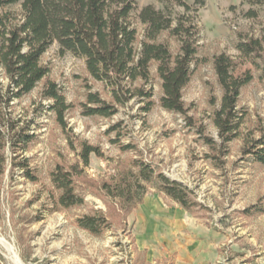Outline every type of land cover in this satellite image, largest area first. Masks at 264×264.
Wrapping results in <instances>:
<instances>
[{"label":"rangeland","instance_id":"374dc122","mask_svg":"<svg viewBox=\"0 0 264 264\" xmlns=\"http://www.w3.org/2000/svg\"><path fill=\"white\" fill-rule=\"evenodd\" d=\"M184 1L192 10L175 7V12L194 20L200 33L199 57L208 61L194 73L183 93L193 127H188L181 115L160 106L163 94L155 67V106L145 120L139 116L137 101L120 108L112 119H101L81 115L79 105L85 101L88 87L110 101L107 89L91 79L82 60L70 54L60 55L57 46H53L42 62L50 69L49 79L59 85L67 103L73 105L66 120L75 146L87 141L104 153V158L91 156L86 169L90 180L97 184L107 181L133 159L143 158L192 190L204 209L189 214L222 239L217 264H264V166L243 154L244 137H258L256 129L264 128V80L260 79V72H255L254 80L241 91L238 106L245 113L242 135L229 145V154L221 160L223 168L206 159L210 150L198 135L203 128L205 136L220 141L212 122L222 96L212 67L213 57L225 52L238 58L235 46L241 39H260L264 47V10L251 7L246 0H207L202 8H196L194 0ZM135 2L134 22L143 38L144 26L138 13L148 5L156 9H164V5L157 0ZM19 9V5L13 7ZM250 9L257 11L258 16L251 17ZM161 39L169 42L174 53L177 51L175 39L167 33ZM43 83L14 106L15 117L22 120L20 125L30 122L36 134L23 157L29 160L37 181L32 182L18 167L14 168L8 153V167L0 185V264H172L173 257L161 244L154 242L151 249L145 236L135 230L129 221L135 210L125 222L114 216L113 229L100 237L80 229L77 218L97 210L108 213L111 205L95 187L78 184L85 205L69 210L55 208L54 199L59 192L52 184L51 174L57 165L69 167L78 158L55 116L47 111L48 102L40 99ZM119 122H123L120 136L117 132L107 134L109 127ZM115 140L118 142L113 143ZM128 144L136 145L138 153L121 151L120 145ZM154 194L160 193L150 187L147 195ZM253 207L257 210L245 212Z\"/></svg>","mask_w":264,"mask_h":264},{"label":"trees","instance_id":"16d2710c","mask_svg":"<svg viewBox=\"0 0 264 264\" xmlns=\"http://www.w3.org/2000/svg\"><path fill=\"white\" fill-rule=\"evenodd\" d=\"M157 1L164 9L148 5L138 13L137 18L144 26L143 38H140L134 22L135 0H0V185L7 171L8 153L12 155L14 168L18 167L32 182L37 181L29 160L23 157L35 142L36 134L32 132L30 122L20 125L22 120L15 117L14 106L44 82L40 99L48 102L47 111L55 116L78 158L69 167L57 165L51 174L52 184L59 192L54 199L55 208L69 210L85 205V197L77 190L78 184L95 187L111 203L108 213L97 210L77 218V226L92 236L100 237L111 231L114 216L125 222L144 202L150 187L178 204L184 212L204 209L192 190L170 179L143 158L133 159L128 167L107 181L97 184L90 180L86 169L90 166L91 156L104 158V153L87 141H79L75 146L71 140L72 129L66 120L73 105L67 103L59 85L49 79L50 69L42 62L53 46H57L60 55L70 54L82 60L91 79L107 89L110 101L88 87L85 101L79 105L81 115L101 119H112L120 108L137 101L139 116L145 120L155 106L152 73L155 67L163 94L160 106L181 115L187 126L193 127L183 93L194 73L208 61L199 57L200 33L194 20L175 12V7L190 12L192 8L187 2ZM206 1L194 0V6L202 8ZM246 1L251 7L264 10V0ZM18 5L20 9L13 10ZM249 14L258 16L254 9H250ZM165 33L178 43L175 53L169 42L161 39ZM235 49L238 58L223 52L212 59L222 92L219 107L212 115L220 141L205 136L203 128L198 130L210 150L206 159L217 168H223L221 160L229 154V145L242 135L245 113L238 106L242 89L254 80L255 72H260V79L264 80L262 41L241 39ZM122 124L111 125L107 134L117 132L120 136ZM256 132L258 137H252V134L244 137L243 154L264 166V128L258 127ZM120 149L138 153L133 144L120 145ZM253 210L257 207L245 212L249 214Z\"/></svg>","mask_w":264,"mask_h":264},{"label":"crops","instance_id":"0c3cea01","mask_svg":"<svg viewBox=\"0 0 264 264\" xmlns=\"http://www.w3.org/2000/svg\"><path fill=\"white\" fill-rule=\"evenodd\" d=\"M129 221L151 249L154 242L161 244L172 264L218 263L221 237L160 194L147 195Z\"/></svg>","mask_w":264,"mask_h":264},{"label":"bare ground","instance_id":"6f19581e","mask_svg":"<svg viewBox=\"0 0 264 264\" xmlns=\"http://www.w3.org/2000/svg\"><path fill=\"white\" fill-rule=\"evenodd\" d=\"M3 242H4V241H3ZM4 244H5V246H6L9 250H13L11 246L7 245L6 243H4ZM18 262H19V261H18ZM18 262H17V263H18ZM18 264H20V263H18Z\"/></svg>","mask_w":264,"mask_h":264}]
</instances>
